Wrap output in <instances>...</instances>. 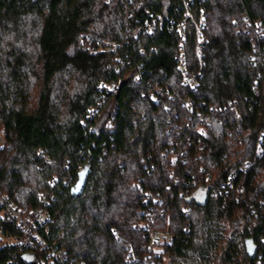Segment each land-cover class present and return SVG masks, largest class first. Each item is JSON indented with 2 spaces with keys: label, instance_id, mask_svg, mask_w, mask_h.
Wrapping results in <instances>:
<instances>
[{
  "label": "trees",
  "instance_id": "trees-1",
  "mask_svg": "<svg viewBox=\"0 0 264 264\" xmlns=\"http://www.w3.org/2000/svg\"><path fill=\"white\" fill-rule=\"evenodd\" d=\"M0 124V193L47 198L70 260L264 264V0H0ZM149 228L171 238L160 256ZM0 234H19L1 214Z\"/></svg>",
  "mask_w": 264,
  "mask_h": 264
},
{
  "label": "built area",
  "instance_id": "built-area-1",
  "mask_svg": "<svg viewBox=\"0 0 264 264\" xmlns=\"http://www.w3.org/2000/svg\"><path fill=\"white\" fill-rule=\"evenodd\" d=\"M200 14L198 20H194L188 9L184 12V18L190 19L195 27V54L196 58L200 60L202 54L203 44L206 42L204 35V28H206V20L204 16ZM150 16V13H146ZM152 21L149 22L144 18L142 24L136 25L132 29V34L136 36L138 33L153 34L155 29V24L163 19L167 21H172L169 19L168 14L156 15V17L151 18ZM177 30L181 35L183 32L182 21L177 24ZM116 44L111 43V46ZM177 60V68L182 74V83L194 89L195 85L198 83V77L200 72L197 71V75L189 74L186 68V58L182 48H180ZM101 86H106L102 84ZM109 90L113 88V85L106 86ZM163 92L162 87H156L149 93V97L153 100L158 99V95ZM111 123L107 122V126ZM199 133L204 134V128H201ZM4 142L3 127L0 125V148ZM260 150L257 151L259 154ZM158 202V200H157ZM48 199L45 197L40 198V204L32 209L25 212L21 211L19 208L14 206L12 200L3 193H0V214L14 223L15 227L19 231L18 235H5L0 234V247L1 246H11L15 247L18 251V257L20 261L24 264H84L83 262H74L70 260L66 253L57 245V240L48 238L49 237V217L47 212ZM186 213V212H185ZM148 243L147 249L151 250L153 254H160L164 251L165 245L169 244L171 238L168 234L154 230L147 229ZM163 264H168L167 258L163 257ZM0 264H17L15 258L2 262Z\"/></svg>",
  "mask_w": 264,
  "mask_h": 264
},
{
  "label": "rangeland",
  "instance_id": "rangeland-1",
  "mask_svg": "<svg viewBox=\"0 0 264 264\" xmlns=\"http://www.w3.org/2000/svg\"><path fill=\"white\" fill-rule=\"evenodd\" d=\"M0 125H1V124H0ZM1 126H2V125H1ZM3 146H4V145H2L1 148H3ZM6 155H7L6 152H5L4 150L1 149V150H0V167H1V166H4V167H6V168L8 167V166H7V162H6V160H4V156H6Z\"/></svg>",
  "mask_w": 264,
  "mask_h": 264
}]
</instances>
